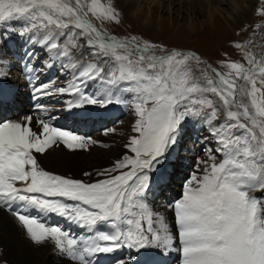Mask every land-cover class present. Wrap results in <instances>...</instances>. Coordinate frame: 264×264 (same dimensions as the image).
<instances>
[{
  "label": "snow or ice",
  "instance_id": "1",
  "mask_svg": "<svg viewBox=\"0 0 264 264\" xmlns=\"http://www.w3.org/2000/svg\"><path fill=\"white\" fill-rule=\"evenodd\" d=\"M121 22L113 0H0V45L19 36L32 46L23 69L28 83L57 62L72 77L67 86L33 85L32 99L71 95L69 110L116 104L133 116L124 151L109 166L84 171L88 179L46 170L39 157L54 146H110L56 126L40 103L35 108L45 115L7 116L20 98L4 87L12 61L0 48V209L33 244H51L68 264H99L95 257L124 248L161 257L176 251L181 264H264V57L234 42L246 63L222 59L217 68L192 51L108 34L106 25ZM91 83L102 87L89 93ZM192 122L207 132L203 155L165 209L170 224L153 206L154 181ZM48 216L83 234L45 223ZM114 264H135V257Z\"/></svg>",
  "mask_w": 264,
  "mask_h": 264
},
{
  "label": "rangeland",
  "instance_id": "2",
  "mask_svg": "<svg viewBox=\"0 0 264 264\" xmlns=\"http://www.w3.org/2000/svg\"><path fill=\"white\" fill-rule=\"evenodd\" d=\"M124 1L125 0H113L115 7L121 13L122 22L119 25H106L105 29L108 34H113L120 38L135 35L138 38H141V42L143 40H149L155 44L166 46V48L168 49L172 47L171 49L190 50L196 54H201L202 58L205 61H208L213 65V67L217 68L220 67L219 62L222 59H230L239 61L241 63H246L241 50L236 49L233 46L234 42L244 43L249 49H251L253 53L256 52L257 55H259V53H262L264 57V26H262L261 28L256 27L257 24L264 25V16H261L259 14L260 10H264V0H216V4L219 9H212L210 10V12L207 10L200 11V9H196V7L195 9H193L190 5L187 4V1L185 0L184 3H179L176 1L170 4V7L168 8V1L164 0L162 6V0L160 6H158L157 4L145 5L142 14L140 16L138 15V17L137 14H135L133 11L131 12L130 9L128 10V8L126 7L128 5L125 6L123 4ZM101 2H107V0H101ZM93 22L97 23L99 26V22ZM14 40H16V43L18 42V44L16 45V51L14 49V52L18 58L21 56L23 51L30 50V45H26L25 38L19 36H10L6 40L5 44L0 45V48H5L8 41L12 43V47ZM6 51L8 59L15 58V56H13L10 51ZM6 51L4 52L6 53ZM73 53L77 59L80 58L79 51L74 49ZM225 54H227V57H225ZM83 59L89 60L92 59V57L84 56ZM20 63L18 62V59L12 62V66L10 68V72L12 74H10V78L8 77L9 79L5 81L4 87H11L10 84H12L11 88L17 90L18 94L21 93L19 95L20 98L22 96L24 97L25 94L29 97L32 95V93L30 92V89L26 91L23 90L25 86L24 82L22 81V76L19 75L20 77L16 78V71H18V66L20 68ZM193 66L194 68L204 67L203 65H195L194 62ZM39 67L42 68V66ZM220 70L226 71V69ZM196 74L199 76V71H197ZM59 75L60 73L56 74L58 82H55V79H53V81L55 82V85L53 84V87L66 86L64 85V83L65 81H68L69 78L65 76L69 75V73H65L64 76ZM96 84H98L99 87L100 84ZM62 96L64 98L61 97L60 101L63 105H66L65 101L66 99L70 98V95ZM56 97L58 98L57 95ZM19 105H22L19 110H13L12 113H9L8 115L12 116L15 111H21V113H23L25 110L24 108L26 107L25 102L21 101ZM30 105L31 109L29 108V113L31 112V110L35 111V109H32V104ZM112 106H115V104L109 105V109H112ZM93 107L97 108L95 106ZM121 107L124 106L116 105L115 109L121 110L123 114V110ZM126 110V116L124 114V116L117 119V122L114 125H112V123L110 122V124L105 128H109V126L113 128L119 126V128L121 129L130 128L129 123L132 124L133 116L129 114L127 108ZM221 118H223L222 115ZM196 124L198 126V133L201 130V135L198 136L196 141H192L191 138L189 142L186 141L187 146L185 143L181 144V142H183L185 139L183 137L185 135H183L182 139L179 140L177 146L173 150V154L168 161V163L171 162L172 174L176 175L179 172L181 175L177 179V181L171 184L172 190L176 193L180 192L179 189L182 178L188 172L189 166L194 164L195 162V158L197 157V155H195L196 152L202 148L200 140L203 136L207 135V132L203 130L201 124ZM178 147L180 149L181 158L179 159L177 164L173 165L172 162H174L177 158ZM198 154L199 156L203 155L201 151ZM185 157L189 158L190 164L184 161L183 158ZM181 166H185V168L183 167L184 169L180 170ZM154 194L156 193L154 192ZM152 200L153 206L161 204V202L163 204V202L166 201L155 196L152 197ZM173 253V256L171 255L172 257L169 256L168 259L165 260L168 261L169 264H172L171 261L173 260V258L177 260L180 256V254L177 252ZM2 259L5 260L3 256L0 257V260ZM4 262L5 261H0V264H4Z\"/></svg>",
  "mask_w": 264,
  "mask_h": 264
},
{
  "label": "bare ground",
  "instance_id": "3",
  "mask_svg": "<svg viewBox=\"0 0 264 264\" xmlns=\"http://www.w3.org/2000/svg\"><path fill=\"white\" fill-rule=\"evenodd\" d=\"M161 1L162 0H125L123 4L125 6L128 5L126 6L128 10L130 9L131 12L133 11L135 14H137V17H138V15L140 16L142 14V11L145 5L157 4L158 6H160ZM166 1H168V8L170 7V4L176 1L179 3H184V0H166ZM185 1H187V4L190 5L193 9H195L196 7V9L199 8L200 11L207 10L210 12V10L212 9L214 10L219 9V7L216 4V0H185ZM163 3H164V0L162 2V6H163ZM15 41L16 40L13 41L12 47H11L12 43L8 41L5 48L2 46L3 51L8 50L14 56L15 55L14 49L16 51V45L18 44V42L16 43ZM27 44L29 43L26 42V45ZM31 47L32 46L30 45V48H29L30 50H31ZM36 55L39 57L43 54L39 50H37ZM19 58H21V56ZM27 59L28 58L26 56H23V58L18 60V62L19 63L21 62V63H20V68L18 66V71H16L17 72L16 78L22 76V81L24 82V86H25L23 90L26 91L30 89V92L32 93L33 85L39 84L40 79L38 80L33 79L31 84L28 83V74L23 70L24 65L27 63ZM10 60L12 62L16 61L15 58L13 59L11 58ZM33 63L35 64L36 61H33ZM39 66H42L43 68V62H41ZM59 73L60 75L64 76L65 73H68V72L59 70V63L57 62L56 67L51 68V69L44 68L40 75L48 76V75L54 74L53 79H56L57 78L56 74H59ZM10 74L12 73L10 72ZM32 75L33 77H35L36 74L33 73ZM65 77L69 78L68 81H65L64 83V85L67 86L68 83L71 81L72 77L70 74ZM44 83H47V82H44ZM10 85L12 87V84ZM54 85H55V82H54ZM92 85L98 86V84L96 83H91L89 86H92ZM99 87L101 86L99 85ZM31 96L28 97L25 94L24 97L22 98V101L25 102L26 107L24 108L25 109L24 112L21 114L29 113V108L31 109L30 104H32V107H33L32 109H35L36 112L34 110L33 111L31 110L30 114H33L34 116L45 115L44 112L37 113L35 105L37 103H40L46 106L47 114H50L53 116V122H56L55 125L61 128H64V129H67V126L64 124H61V118L64 117L66 113H68L69 115L70 114L75 115L82 109L88 110L90 108L89 107L90 105H86L83 108H73L69 110L67 108V104L63 105L62 102L60 101L61 97L64 98L62 95H57L58 98L56 97V95L43 96V98L42 96H39L38 99H32ZM72 99H74V97L70 95V98L66 99L65 102L72 100ZM91 106L97 107V108L92 109V114L97 115L99 119H100V112H105L107 114L112 112V109H109V106L107 108H101L96 105H91ZM9 113H12V111ZM105 113H103L102 117L105 116ZM8 114L6 115L9 116ZM9 117H13V115ZM106 126L107 125H105V127ZM129 126L131 128V123H129ZM130 128L121 129L119 128V126L116 128H113L111 126H109V128L102 127V129L95 130V133H93L90 136L95 140L101 141L103 144L109 145L110 147L105 148V147H101L98 144V145L91 146L89 150L70 151V150L65 149L62 145L54 146L51 150L48 151L47 154L39 157L40 163L46 170H50V171H53L59 174L73 175L77 178L88 179L87 177L82 176V173L84 171H91L93 169H101V168L107 167L116 157H118L121 154L122 151H124L123 145L126 142L127 137L130 134H132L130 132ZM108 129L109 130L115 129V131H108V133L105 135L104 134L105 130H108ZM167 205L168 204L166 203V201H164L163 204L161 202V204L154 205V208L156 211L164 212L166 218H168V222L171 224L172 212L170 210L165 211V209L167 208ZM64 228L68 229L70 232L74 234L77 231V229H73L69 227H64ZM173 252H176V251H171L169 254L163 257L157 256V255L154 257L158 259L163 258V260L165 261L166 259H168L169 256L172 255ZM139 253L141 256L150 255L152 257L154 255V254L151 255L148 251H141ZM1 256H3L5 260L2 259L0 261H7V264H68V260L66 258L61 257L59 254L54 253L51 244L46 245V246H37L33 244L26 237L25 231L19 225L18 221L10 213L4 211L3 209H0V257ZM165 262L166 263L164 264L169 263L168 261H165ZM171 263L181 264L180 260L179 259L176 260L175 258H173Z\"/></svg>",
  "mask_w": 264,
  "mask_h": 264
}]
</instances>
